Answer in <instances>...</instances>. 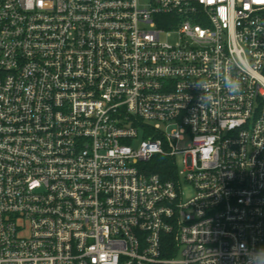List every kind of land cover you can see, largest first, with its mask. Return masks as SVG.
<instances>
[{
  "label": "built area",
  "instance_id": "obj_1",
  "mask_svg": "<svg viewBox=\"0 0 264 264\" xmlns=\"http://www.w3.org/2000/svg\"><path fill=\"white\" fill-rule=\"evenodd\" d=\"M238 243L264 247V0H0V264H243Z\"/></svg>",
  "mask_w": 264,
  "mask_h": 264
},
{
  "label": "clouds",
  "instance_id": "obj_2",
  "mask_svg": "<svg viewBox=\"0 0 264 264\" xmlns=\"http://www.w3.org/2000/svg\"><path fill=\"white\" fill-rule=\"evenodd\" d=\"M205 90V87L202 82H198ZM224 86L229 92V94L237 95L242 91V82L238 78H233L231 76L224 79ZM203 101L205 103L207 97L203 96ZM233 248L236 250L234 255L232 252H229L228 255L232 259H238L239 255L244 256L243 264H264V247H252L249 248L247 243L233 245Z\"/></svg>",
  "mask_w": 264,
  "mask_h": 264
},
{
  "label": "trees",
  "instance_id": "obj_3",
  "mask_svg": "<svg viewBox=\"0 0 264 264\" xmlns=\"http://www.w3.org/2000/svg\"><path fill=\"white\" fill-rule=\"evenodd\" d=\"M148 166L151 173L158 174L165 180L176 178V165L169 158L155 156Z\"/></svg>",
  "mask_w": 264,
  "mask_h": 264
},
{
  "label": "rangeland",
  "instance_id": "obj_4",
  "mask_svg": "<svg viewBox=\"0 0 264 264\" xmlns=\"http://www.w3.org/2000/svg\"><path fill=\"white\" fill-rule=\"evenodd\" d=\"M162 39L164 41H168L170 43H176L179 41L178 35L176 33L174 35H172L170 38L163 35ZM191 140H192L191 136L188 135L186 138L185 144L180 145V147L187 146L189 143H191ZM141 141H142V139H140L137 143H135L134 147H138V145L140 144ZM183 160H184L183 155H178L177 157H175L174 163L176 165L177 171H181L184 169ZM182 187H184V189L186 190L187 197H190L193 195V190L188 184H184Z\"/></svg>",
  "mask_w": 264,
  "mask_h": 264
}]
</instances>
